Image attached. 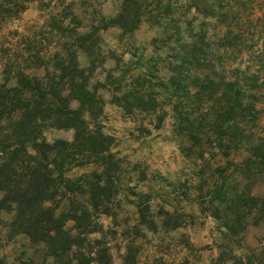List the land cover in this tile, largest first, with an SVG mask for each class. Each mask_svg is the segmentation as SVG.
<instances>
[{"label":"rangeland","instance_id":"374dc122","mask_svg":"<svg viewBox=\"0 0 264 264\" xmlns=\"http://www.w3.org/2000/svg\"><path fill=\"white\" fill-rule=\"evenodd\" d=\"M71 55L99 102L89 130L110 139L106 161L71 171L82 188L57 199L58 214H92L64 227L85 254L264 264V0H0L1 100L20 70L47 89L55 78L68 100ZM13 216L0 215L4 264H59L46 244L8 238Z\"/></svg>","mask_w":264,"mask_h":264},{"label":"trees","instance_id":"16d2710c","mask_svg":"<svg viewBox=\"0 0 264 264\" xmlns=\"http://www.w3.org/2000/svg\"><path fill=\"white\" fill-rule=\"evenodd\" d=\"M71 58V66L63 69V77L71 76L68 100L62 97V86L57 89L55 78L49 81L50 89H47L38 81L29 80L21 70L15 77L20 85L9 89L7 98L1 100L0 97V215L4 210L14 211L12 221L6 225L9 239L25 235L34 244L44 243L59 264H110L105 252L99 253V257L92 253L86 255L82 244L85 240H78L64 229L69 220L82 229L91 213L76 210L57 213L60 208L57 199L82 188L68 174L88 164L105 162V154L110 150L107 143L110 139L101 130H89L83 117L86 111L95 117L99 102L86 90L88 79L84 77L85 71L79 68L75 55ZM27 90L33 91L32 97H23ZM71 98L80 103L76 111L69 110ZM50 127L74 129L75 140L72 143L47 142L43 134ZM91 188L96 201L99 183H94ZM50 202L54 206L48 205ZM85 232V235H91L98 231L88 229ZM238 262L241 264L243 258L233 256L231 261L213 264ZM0 264H4L1 257ZM125 264L138 263L129 255Z\"/></svg>","mask_w":264,"mask_h":264}]
</instances>
